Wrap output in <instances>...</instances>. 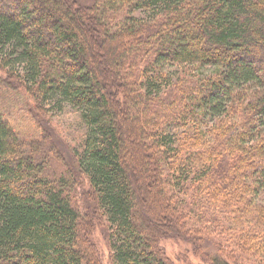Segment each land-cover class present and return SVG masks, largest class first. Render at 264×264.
<instances>
[{"label": "trees", "instance_id": "1", "mask_svg": "<svg viewBox=\"0 0 264 264\" xmlns=\"http://www.w3.org/2000/svg\"><path fill=\"white\" fill-rule=\"evenodd\" d=\"M101 222L113 264H264V0H0V264H104Z\"/></svg>", "mask_w": 264, "mask_h": 264}, {"label": "rangeland", "instance_id": "2", "mask_svg": "<svg viewBox=\"0 0 264 264\" xmlns=\"http://www.w3.org/2000/svg\"><path fill=\"white\" fill-rule=\"evenodd\" d=\"M53 113L50 114L51 116L48 119L52 129L51 131H55L56 137L53 136L51 139L53 141H59L63 151H66V156L68 154L67 152L72 148H79L81 150V143L85 135L86 127L81 120V113L78 108L66 103L62 110H56ZM129 134L135 135L132 132ZM131 157H134V155L131 154ZM137 162L138 160L135 163ZM144 180L145 182L147 181L146 178ZM146 190L152 198L150 203L152 208L150 211H156L157 214H161V211L158 213V210L164 209L158 202V196L161 193L160 189L155 185L154 187H147ZM107 233V225L106 223L102 224V222L98 223L97 228L92 231V234H95L94 243L101 254L100 256L103 258L104 264H113L108 246ZM162 245L166 250L167 256L174 264H205L204 260L195 254V249H193L192 244L188 241L167 238L162 241Z\"/></svg>", "mask_w": 264, "mask_h": 264}]
</instances>
